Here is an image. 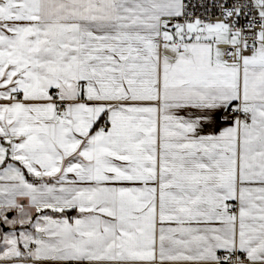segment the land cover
I'll return each mask as SVG.
<instances>
[{"label":"snow or ice","instance_id":"obj_1","mask_svg":"<svg viewBox=\"0 0 264 264\" xmlns=\"http://www.w3.org/2000/svg\"><path fill=\"white\" fill-rule=\"evenodd\" d=\"M0 264H264V0H0Z\"/></svg>","mask_w":264,"mask_h":264}]
</instances>
